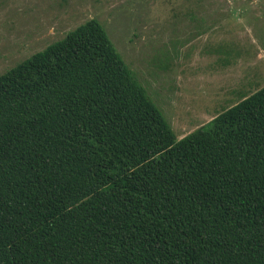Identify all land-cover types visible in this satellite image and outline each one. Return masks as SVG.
<instances>
[{
  "label": "trees",
  "instance_id": "trees-1",
  "mask_svg": "<svg viewBox=\"0 0 264 264\" xmlns=\"http://www.w3.org/2000/svg\"><path fill=\"white\" fill-rule=\"evenodd\" d=\"M0 264H264V86L178 139L94 17L1 74Z\"/></svg>",
  "mask_w": 264,
  "mask_h": 264
},
{
  "label": "rangeland",
  "instance_id": "rangeland-1",
  "mask_svg": "<svg viewBox=\"0 0 264 264\" xmlns=\"http://www.w3.org/2000/svg\"><path fill=\"white\" fill-rule=\"evenodd\" d=\"M93 17L178 139L264 86V0H0V75Z\"/></svg>",
  "mask_w": 264,
  "mask_h": 264
}]
</instances>
